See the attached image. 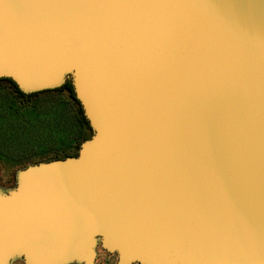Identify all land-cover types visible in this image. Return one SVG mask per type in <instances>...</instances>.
<instances>
[{"label":"water","instance_id":"1","mask_svg":"<svg viewBox=\"0 0 264 264\" xmlns=\"http://www.w3.org/2000/svg\"><path fill=\"white\" fill-rule=\"evenodd\" d=\"M1 78L91 135L0 192V264H264V0H0Z\"/></svg>","mask_w":264,"mask_h":264},{"label":"rangeland","instance_id":"2","mask_svg":"<svg viewBox=\"0 0 264 264\" xmlns=\"http://www.w3.org/2000/svg\"><path fill=\"white\" fill-rule=\"evenodd\" d=\"M90 135L69 90L22 95L11 83L0 80V192L16 186L21 169L77 153L84 137ZM9 264L26 262L15 256ZM94 264H117V254L98 243Z\"/></svg>","mask_w":264,"mask_h":264},{"label":"trees","instance_id":"3","mask_svg":"<svg viewBox=\"0 0 264 264\" xmlns=\"http://www.w3.org/2000/svg\"><path fill=\"white\" fill-rule=\"evenodd\" d=\"M0 80H6V81H8L9 83H11V84L14 86V88L17 90V92L20 93V94H22V95H34V94H36V93L42 92V91H38V92L25 93V92H22L21 90H19V89L16 87V85H15L10 79H8V78H1ZM60 88H63V89H67V90H69V91L71 92V96H72V98L74 97V95H73V91H72L71 82H70V80H69L68 78L62 83L61 86L56 87V88H53V89L43 90V91L55 90V89H60ZM74 99H75V98H74ZM75 101L78 103V101H77L76 99H75ZM78 104H79V103H78ZM79 106H80V105H79ZM80 118H81V121L87 126V128L90 129V127H89V125H88V123H87L85 117L83 116V113H82L81 107H80ZM88 137H89V136H86V137H84V139H86V138H88ZM84 139H83V140H84ZM75 154H76V153H74V154H72V155H75ZM56 158H57V157H56Z\"/></svg>","mask_w":264,"mask_h":264}]
</instances>
